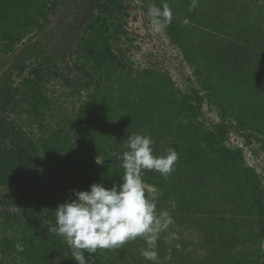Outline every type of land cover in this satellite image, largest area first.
I'll return each mask as SVG.
<instances>
[{
  "label": "trees",
  "instance_id": "16d2710c",
  "mask_svg": "<svg viewBox=\"0 0 264 264\" xmlns=\"http://www.w3.org/2000/svg\"><path fill=\"white\" fill-rule=\"evenodd\" d=\"M65 1L0 0V62L17 52L0 82V190L3 205L17 210L0 230V264H77L49 231L54 210L74 200L73 191L121 183L124 170L111 154H122L131 134L149 135L156 156L178 151L168 179L143 175L161 194L158 211L170 198L176 203L174 223L157 241L159 264H264V174L248 161L264 154V0H196L195 8L192 0H150L172 10L164 32L198 83L185 92L168 74L134 66L122 0H94L72 40L82 80L70 79L42 46L17 51ZM49 85L59 92L48 93ZM204 104L216 107L218 121L205 117ZM24 114L27 131L18 122ZM144 247L137 238L89 258L152 264Z\"/></svg>",
  "mask_w": 264,
  "mask_h": 264
},
{
  "label": "clouds",
  "instance_id": "9594fccd",
  "mask_svg": "<svg viewBox=\"0 0 264 264\" xmlns=\"http://www.w3.org/2000/svg\"><path fill=\"white\" fill-rule=\"evenodd\" d=\"M191 7H196V0H192ZM148 16L153 31L160 32L172 22L173 13L165 2L161 7L151 6ZM153 143L149 135H128L122 141V154H111L121 162L122 182L113 183L110 188L94 183L87 191H73L74 200L55 208L56 223L49 231L63 238L77 264H93L89 256L98 249L121 248L137 238L146 243L140 249L141 256L152 264H159L157 241L174 223L169 209L174 210L176 203L170 198L169 209L158 211L161 194L152 186L151 196L146 195L143 175L145 171H154L168 179L175 170L178 151L172 147L167 155L156 156ZM164 239L170 243L173 236L164 235ZM85 252L89 254L87 257Z\"/></svg>",
  "mask_w": 264,
  "mask_h": 264
},
{
  "label": "rangeland",
  "instance_id": "374dc122",
  "mask_svg": "<svg viewBox=\"0 0 264 264\" xmlns=\"http://www.w3.org/2000/svg\"><path fill=\"white\" fill-rule=\"evenodd\" d=\"M122 2H127L129 5L130 18L125 29L135 39L129 52V57L134 66L168 74L175 87L181 92L187 91L192 86L198 88V83L191 68L183 60L180 51L170 43L164 30L160 32L153 31L148 11L155 3L150 0H122ZM93 4L94 0H66L40 34L30 35L31 42H26V38L20 40L17 51L23 45L42 46L46 49L47 55L54 57L56 64L70 79L82 80V77L77 73V67L72 58V40L76 37L77 31L82 29L85 22L94 14ZM16 55L17 52L11 53L5 61L0 62V82L1 79L8 78L7 71L9 72L10 65L15 60ZM59 90L58 87L48 86V93H56ZM204 105L203 114L205 117L211 121H218L216 107L214 105ZM24 118L25 114L18 122L22 125L23 131H27ZM229 142L239 147L243 144L242 138L236 134L230 136ZM248 156L246 155V157ZM248 161L249 165L256 167V171L264 174L263 153L259 152L254 159L248 157ZM145 188L148 193H152L151 187L145 186ZM1 194H4L3 190H0V209L2 211L0 230L8 229L12 225L9 214L17 211L13 206H8L7 203V207L4 206L6 200ZM263 247L264 243L262 244Z\"/></svg>",
  "mask_w": 264,
  "mask_h": 264
}]
</instances>
